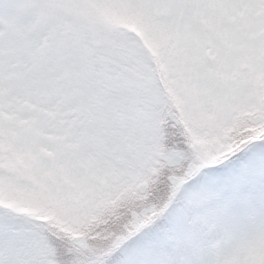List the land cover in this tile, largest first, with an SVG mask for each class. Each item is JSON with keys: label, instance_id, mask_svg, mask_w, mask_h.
I'll list each match as a JSON object with an SVG mask.
<instances>
[{"label": "snow or ice", "instance_id": "1", "mask_svg": "<svg viewBox=\"0 0 264 264\" xmlns=\"http://www.w3.org/2000/svg\"><path fill=\"white\" fill-rule=\"evenodd\" d=\"M0 28V264H264V0H27Z\"/></svg>", "mask_w": 264, "mask_h": 264}, {"label": "rangeland", "instance_id": "2", "mask_svg": "<svg viewBox=\"0 0 264 264\" xmlns=\"http://www.w3.org/2000/svg\"><path fill=\"white\" fill-rule=\"evenodd\" d=\"M26 3L27 0H0V28L7 31L10 17L18 15Z\"/></svg>", "mask_w": 264, "mask_h": 264}]
</instances>
